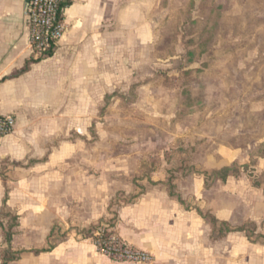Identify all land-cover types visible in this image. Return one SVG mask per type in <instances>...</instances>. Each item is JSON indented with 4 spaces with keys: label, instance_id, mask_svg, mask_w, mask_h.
Here are the masks:
<instances>
[{
    "label": "crops",
    "instance_id": "1",
    "mask_svg": "<svg viewBox=\"0 0 264 264\" xmlns=\"http://www.w3.org/2000/svg\"><path fill=\"white\" fill-rule=\"evenodd\" d=\"M28 1L0 0V113L16 120L0 138V264H130L102 255L78 233L112 218L125 242L152 255L147 264H264V130L245 149L234 147L227 110L216 133L192 130L198 148L204 139L210 144L203 166L247 163L224 181L213 178L210 203L191 190L180 188V201L170 195L166 161L145 178H131L126 165L106 170L104 158L84 155L99 140L98 120L128 115L114 112L116 103L152 106L156 0H70L62 37L40 59L29 47ZM123 196L131 197L118 204Z\"/></svg>",
    "mask_w": 264,
    "mask_h": 264
},
{
    "label": "rangeland",
    "instance_id": "2",
    "mask_svg": "<svg viewBox=\"0 0 264 264\" xmlns=\"http://www.w3.org/2000/svg\"><path fill=\"white\" fill-rule=\"evenodd\" d=\"M150 13L155 35L152 106L142 103L123 109L122 103H116L114 112L129 111L128 115L121 119L108 114L98 120L99 140L95 150L84 155L95 161L104 158L106 170L126 165L131 178H145L166 161L170 194L180 198L181 190H191L210 203L215 170L203 166L210 144L204 139L198 148L200 141L192 130L200 128L206 136L216 133L224 126L225 117H218L224 110L232 111L227 120L232 119L234 147L245 149L244 143H255L264 130V0H156ZM162 113L172 117H159ZM151 124L156 132L148 133ZM162 127L186 134L177 138ZM238 127L243 129L235 131ZM245 165L237 159L231 167L238 171ZM83 166L79 164L78 170ZM117 175L105 174V178H120ZM200 178L204 179L201 186ZM130 197H119L118 204ZM203 213L208 219L211 216L206 208ZM95 225L78 233L97 236ZM100 227L105 230L102 239L114 234L124 241L109 221Z\"/></svg>",
    "mask_w": 264,
    "mask_h": 264
},
{
    "label": "built area",
    "instance_id": "3",
    "mask_svg": "<svg viewBox=\"0 0 264 264\" xmlns=\"http://www.w3.org/2000/svg\"><path fill=\"white\" fill-rule=\"evenodd\" d=\"M70 0H29L26 5L27 26L29 29V47L32 57L40 59L54 50L62 37L64 24V10ZM16 124L12 115L0 113V138L11 133ZM108 231V230H107ZM98 228L93 241L98 251L108 258L130 264H147L152 262V255L119 239L114 234H106Z\"/></svg>",
    "mask_w": 264,
    "mask_h": 264
},
{
    "label": "trees",
    "instance_id": "4",
    "mask_svg": "<svg viewBox=\"0 0 264 264\" xmlns=\"http://www.w3.org/2000/svg\"><path fill=\"white\" fill-rule=\"evenodd\" d=\"M52 54V52H50L47 56H49V55H51ZM189 54V53H188ZM46 56V57H47ZM261 149H262V146H260L257 150H256V153H254V154H259L260 153V151H261ZM253 154V152L249 155V160H250V162L251 161H253V158H252V156L254 155ZM230 172H232V173H237V171L236 170H233L232 169V167H227V168H222L221 169V174H220V172L219 171H213L212 173H213V175H214V177H216L218 180H220V181H224L225 180V178H226V176L230 173ZM215 179V178H214ZM214 181V180H213ZM170 195H172L173 196V194H170ZM177 200L178 201H180V198L177 196ZM202 215L204 216V217H206L207 216V214H203L202 213ZM209 219H210V222L215 226L216 225V220L214 219V217H212V216H209ZM113 220H114V218H112V220H109V223H111V224H113L114 222H113ZM104 223V221H101V222H99L97 225H95V226H93L92 228H94V229H98V228H100V226L102 225ZM109 225V224H108ZM111 226V225H110ZM226 229H228L227 227H226ZM92 237V236H91ZM90 237V238H91ZM248 237H250L251 238V233L249 234V236ZM92 238H94V239H96V236H93Z\"/></svg>",
    "mask_w": 264,
    "mask_h": 264
}]
</instances>
